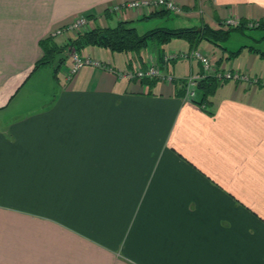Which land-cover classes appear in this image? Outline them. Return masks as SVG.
I'll list each match as a JSON object with an SVG mask.
<instances>
[{"label": "crops", "instance_id": "crops-1", "mask_svg": "<svg viewBox=\"0 0 264 264\" xmlns=\"http://www.w3.org/2000/svg\"><path fill=\"white\" fill-rule=\"evenodd\" d=\"M119 1L0 0V264H264L261 86L224 80L197 106L180 82L201 66L187 57L164 64V54L190 51L171 39L137 53L86 46L78 55L111 70L81 66L64 81L67 60L60 101L42 113L14 101L38 72V42L77 16H90L88 28L167 27L134 10L106 12ZM173 1L174 27L264 21V0ZM245 36L264 45V35ZM223 41L196 48L216 69L264 77L248 47L264 50ZM154 60L170 83L118 74Z\"/></svg>", "mask_w": 264, "mask_h": 264}, {"label": "trees", "instance_id": "trees-1", "mask_svg": "<svg viewBox=\"0 0 264 264\" xmlns=\"http://www.w3.org/2000/svg\"><path fill=\"white\" fill-rule=\"evenodd\" d=\"M167 13H169V11L158 9L150 11L145 16H164ZM85 17L90 18L89 15ZM244 21L245 20L240 19V24L236 27H225L222 24L220 25L224 28L220 26L216 29L206 24L173 28L157 26L142 33H137L135 28L130 25L129 21L118 20L112 26H93L80 33H75L71 36L68 35L64 42L60 44L56 43L53 38L46 36L38 42L42 51V56L34 64V68L41 65L52 66V77L56 80V72L66 60L69 48L74 49L77 53L86 46L106 48L111 52L137 53L139 50L143 49L149 41L153 42L156 46H161L171 39L184 40L189 49L196 48L201 41L210 42L215 46H219L220 41L225 40L230 31H239L243 33V30L247 29L243 25ZM255 28H264V21H259ZM248 48L258 53L264 60V52L258 51L253 47ZM238 50L230 52L228 57L235 56ZM56 55L58 57L54 60ZM139 82L143 85H149L153 82V79L142 78ZM180 84L183 86V81L180 82ZM218 84L219 81L213 75H205L196 82L195 92L198 95L195 94L191 102L201 107V105L205 104L207 101V97L214 92Z\"/></svg>", "mask_w": 264, "mask_h": 264}, {"label": "built area", "instance_id": "built-area-1", "mask_svg": "<svg viewBox=\"0 0 264 264\" xmlns=\"http://www.w3.org/2000/svg\"><path fill=\"white\" fill-rule=\"evenodd\" d=\"M164 9L169 12L178 13L181 11L180 6L173 0H122L105 7L107 13L118 14L124 10H134L142 14H147L150 11ZM87 18L85 16H77L69 23L49 31L48 36L51 38L60 35H73L86 30ZM257 20L247 19L243 25L247 29H253L258 25ZM221 24L225 27H236L240 24V19L237 17H226ZM191 58L197 61L201 66V72H196L188 75L183 81L184 98L191 100L195 97L196 82L205 75H213L219 82L224 80L240 81L251 85H259L264 88V77H250L245 72H238L236 70L221 71L216 69L214 64L210 61L208 54L203 53L198 48L190 49L188 53H167L162 56V62L165 64L170 60L177 58ZM68 66L63 74V80L69 81L72 75L81 66H90L99 69L111 70L110 66H106L96 59H91L88 56L81 57L78 53L69 48L67 52ZM119 76L127 80L159 79L170 83L173 78L171 75L161 73L159 64L154 61L147 62L143 67L138 62H132L129 68H124L120 71Z\"/></svg>", "mask_w": 264, "mask_h": 264}, {"label": "rangeland", "instance_id": "rangeland-1", "mask_svg": "<svg viewBox=\"0 0 264 264\" xmlns=\"http://www.w3.org/2000/svg\"><path fill=\"white\" fill-rule=\"evenodd\" d=\"M181 15L178 13L169 12L164 16H157L158 18H152L155 21L158 19H163L164 26L167 27H174L179 26L177 22L180 19ZM112 20H109L108 24L112 25ZM264 35V30L259 31L256 29H245L243 30V33H240L239 31H230L228 37L225 39L227 43H231L232 47H235L239 45L240 42L244 43H252L248 40V38L245 35ZM66 35V34H65ZM63 35V36H65ZM48 36V34H47ZM71 36V35H69ZM224 42V41H220ZM233 44V45H232ZM256 47H258L260 50H264L263 44H255ZM57 55L55 56V59H57ZM66 60L64 63L60 66L58 71L56 72V76H59V73H62V71L65 69ZM38 72L34 75L31 82L27 84L26 86L22 87L21 90L16 94L14 97V101L17 102H28L31 104V107L36 106V111L39 113H42L44 109H46L49 104L55 103L61 100L60 97V91L62 90L61 84L56 81L52 77V66L50 65H41L38 67Z\"/></svg>", "mask_w": 264, "mask_h": 264}]
</instances>
